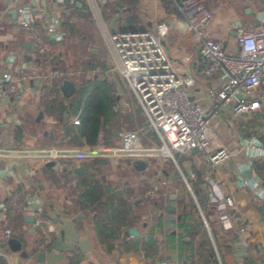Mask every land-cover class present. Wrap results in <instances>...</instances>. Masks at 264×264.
I'll return each instance as SVG.
<instances>
[{
	"label": "crops",
	"instance_id": "obj_1",
	"mask_svg": "<svg viewBox=\"0 0 264 264\" xmlns=\"http://www.w3.org/2000/svg\"><path fill=\"white\" fill-rule=\"evenodd\" d=\"M17 1L19 0H0V74L5 70L17 71L27 64V57L30 58L28 61L31 60L30 66H36L45 74L58 69L64 60L65 53H62L61 50L63 49L62 43L66 39L62 43L55 41V44H52L54 40L47 38L49 47L42 48V42L37 45L33 38V32L17 28V20L14 21L9 14L10 11L15 10L14 4ZM82 1L88 5V10L83 8V10H78L85 14H91L89 19L96 18L95 6L99 7L101 18L98 17V19L103 24V34L104 28L110 32L114 29H124L118 25L109 28L104 19V9L109 8L107 10L109 12L112 6L117 5L114 8V13L118 17L130 16L139 20L138 22L141 24L139 23L138 27H141V30L154 31L159 23L168 26L169 35L164 40V46L168 57L180 72L195 75L199 68L206 65L198 54L197 47L190 42V35L187 31L188 23L176 7L178 0H76V4L83 5ZM23 4L29 5L33 11H37L34 13L40 20L41 11L38 10L46 9L47 14L61 21L60 29L65 33L66 31L63 29L65 17H70L68 21H71L72 24L74 22L73 27L76 26V28L85 21L74 18L73 12L67 10L65 4L59 3L58 0H23ZM208 7L212 14V20L208 25L207 35L222 41L230 56H236L239 53L235 37L239 28L264 29V17L262 21L258 19V15L264 13V0H211ZM112 11L113 9L110 12ZM238 23H241L242 26L238 27ZM37 24L40 25L39 22ZM37 29L40 33L42 26L39 28L37 25ZM22 32L27 36L24 37ZM104 37L111 61H104L103 66L104 64L108 68L111 66V69L112 65L116 64V58L105 34ZM43 39L46 38H42V41ZM28 42L32 44L31 50H27L25 47ZM51 46H58V53L53 52ZM12 54L17 56L14 63H11L9 59V55ZM62 70L67 69L63 68ZM95 72L92 76L85 74L83 79L76 73L72 82L74 84L77 81L84 83L93 77L109 81ZM114 77L115 79L110 78L108 84L118 98L116 107H119L120 113H132L134 107L131 105L129 93L117 94L120 92L119 88L123 90L125 86L127 91L128 87L119 75L114 74ZM110 82L118 83L116 90ZM204 82L199 79L195 85L189 86L190 92L196 99L202 98V95L199 94L201 84L208 88L211 85H216L218 80L209 84ZM53 94L48 83L42 79L27 85L22 111L16 110L10 103L0 98V125L8 126L7 129H0V148L35 152L50 147L57 141H60L63 146L78 147V145L69 144L73 138V136L69 137V134L71 135L77 129L72 126L75 114L63 113L58 119L51 116L46 108L52 102ZM32 101L37 103L33 105L34 107ZM233 109L234 104L222 113L216 124L219 133L217 145L228 147L233 154L232 160L216 173L211 175L208 173L202 157L198 161L195 159L193 164H188L186 173L182 169L177 174L169 173L168 170L163 169L162 165H157L156 170L152 171L154 176L150 179V181L153 180L151 181L150 194L153 193V196H157L161 186L167 184V188L170 187L172 190L168 193L169 197H174L162 208L159 207L157 201L151 204L137 197L140 185L145 180L144 175L147 169L139 171L136 169V164L131 168L137 174L138 179L130 182L123 179L125 175L122 173L123 170L113 167L104 160L87 162L81 166L76 165L73 170H69L72 171L69 174L47 169L39 160L29 158L24 160L0 159V168L7 166L12 169V172H8L6 179L0 178V205L5 206V211H0V256L4 257L8 264H195L194 258L191 257L187 248L190 238L186 235L184 228L180 227L183 215L186 213L189 215L190 225L200 222L203 224V227L196 225V228L199 227V229L195 240L201 241V237L204 236V242L209 241L212 249L213 241L221 254V261L222 257L225 259L223 264H264V255L257 254L253 249L249 253L236 252L238 245L242 243V240L245 241L246 237L238 232L237 227L230 231L222 230L218 223L219 213L215 207L209 203L206 205L200 203L203 199L208 201L209 197L206 178L211 176L217 181H221L224 177L232 176L233 182L230 185L234 186L236 181L235 166L248 161L243 148L245 140L263 139L264 98L263 109L252 114L249 119L234 115ZM30 113L34 115V124H32L34 129L24 127L23 115L27 116L26 114ZM40 113H43L42 119H39ZM38 120L40 122H37ZM45 124L47 129L44 127ZM144 124L146 125L145 118ZM66 127L70 128L68 133H66ZM147 132L143 143L157 142L153 132L150 130ZM85 145L87 144L83 141V145L80 147ZM197 156L192 155L188 158ZM150 163L152 162L147 163V168ZM257 163L261 166L264 165V162ZM253 168L255 174L262 180L264 187V172H258L254 163ZM77 170L80 172H75ZM192 172L196 173V179L189 181L192 187V191L189 190V195L194 203L189 202L187 194L176 188V184L181 183L182 180L186 184L185 179H188ZM95 185L103 190L105 197L102 202L105 205H93L85 208L83 205L88 203L81 200L79 192L86 191ZM168 194L164 196L161 193L159 195L162 198H167ZM111 196H121L131 205L132 218H136L132 221V226L129 229L136 228L138 230L141 235L140 242L125 237V233L129 229L117 232L115 228L113 229V225L111 226L107 221L109 218L107 213L111 212L107 210L108 204L105 202V198ZM236 198L243 211L248 212L254 220L257 230L264 234V200L261 203L256 202L248 190H237ZM174 203L181 204L179 211L174 207ZM147 208H151L152 214L149 215L145 212ZM26 217L34 218L35 224L27 223ZM41 218L47 222L41 226L36 225L38 219ZM204 221L210 225V233L205 231ZM7 230L12 231V238H17L23 243V250L29 254L27 259L6 247L4 240ZM148 240L152 242V247L156 250L150 257L152 262L147 259L143 251L129 250L135 244L142 246ZM42 254H45L44 262L39 261ZM217 261L219 262L215 258L206 264H217ZM199 264H203L201 258H199Z\"/></svg>",
	"mask_w": 264,
	"mask_h": 264
},
{
	"label": "built area",
	"instance_id": "obj_2",
	"mask_svg": "<svg viewBox=\"0 0 264 264\" xmlns=\"http://www.w3.org/2000/svg\"><path fill=\"white\" fill-rule=\"evenodd\" d=\"M65 4V0H58ZM211 0H178L176 7L188 23L187 31L190 42L197 47L198 54L206 65L199 68L195 75L180 72L167 55L164 40L169 35V28L159 23L154 31L136 29H114L110 32L104 28V34L114 52L116 64L110 72L117 73L135 95L141 107L146 126L136 131H120L110 137L100 134L95 146H63L60 141L45 149L35 152L0 148V159L24 160L34 159L44 166L54 163L60 169L73 170L76 165L104 160L113 167L127 169L137 162L161 161L162 164L171 160L181 172L179 157L192 156L193 150L202 155L203 163L211 175L232 160V151L225 146H218L219 133L216 127L222 113L234 104V115L260 112L264 98V29L236 31V43L239 53L236 56L227 54L224 43L207 35V28L212 20L208 4ZM248 1V0H245ZM82 9V5H75ZM17 11L16 27L33 32V38L40 45L42 38L62 43L66 33L60 29L61 21L56 17H46V9L41 8V20L37 19L31 6L19 0L14 4ZM100 17V9L95 6ZM40 23L39 33L36 24ZM11 63L16 62V55H9ZM31 60L17 71L5 70L0 74V98L10 103L16 110L22 111V102L27 94V85L44 79L50 91L60 99H65L63 84L74 79L76 73L69 70L54 69L45 74L36 66H30ZM43 73V74H42ZM199 79L209 84L218 83L206 88L199 87L202 98L196 99L189 86L195 85ZM73 83V82H72ZM74 84V83H73ZM83 82H75V87L83 86ZM241 97V99H240ZM194 99L193 101L191 99ZM123 99V98H122ZM124 101V99H123ZM64 104H67L65 101ZM126 105V104H125ZM116 111L119 107L115 108ZM82 109L73 116L72 126L81 125ZM150 130L157 138L158 144H144V132ZM244 151L247 163L235 166L236 181L230 185L232 176L217 181L213 177L206 178L208 203L219 213V227L230 231L237 227L238 232L246 237L242 240L245 249H253L257 254L264 255V234L256 228L254 220L243 211L236 198L237 190H248L256 202H263L264 187L262 180L254 172V162H264V129L263 139L245 140ZM7 167V166H6ZM8 172L12 169L6 168ZM251 172L250 178L243 175ZM183 175V174H182ZM184 176V175H183ZM196 179L191 173L185 179L187 187L192 191L189 181ZM222 185V186H221ZM85 191L79 192L80 195ZM153 195V193H152ZM177 209V204L174 203ZM0 211L5 206L0 205ZM38 219L36 225L46 223ZM205 230L210 233V225L204 221ZM11 230L5 234V245L12 238ZM47 236V235H46ZM48 243V239L46 238ZM196 239L194 262L199 264ZM215 258L221 261V254L215 243ZM251 252V251H250Z\"/></svg>",
	"mask_w": 264,
	"mask_h": 264
},
{
	"label": "trees",
	"instance_id": "obj_3",
	"mask_svg": "<svg viewBox=\"0 0 264 264\" xmlns=\"http://www.w3.org/2000/svg\"><path fill=\"white\" fill-rule=\"evenodd\" d=\"M76 3V0H66L65 6L67 10L73 12L72 14L74 18L88 20L91 14H85L82 11L76 9ZM82 4V8L88 10V5L84 1H82ZM112 7L110 8V11L113 9L112 12H107L109 8L104 9V19L109 28H113L115 25H118L124 29H142L141 27H138L139 23L141 24V22H138L139 20L130 16L118 17L116 13H114V8L117 7V5H114L113 8ZM69 18L70 17H65L63 25L67 24V31H69L70 34L75 35L77 28L76 26L73 27L74 22L72 24L71 21H68ZM37 25L38 24H36V26ZM88 66L96 68L95 64H88ZM117 99V96L114 94L107 81L93 77L91 80L84 82L83 86L75 87L74 94L68 99V103L64 104L62 102L65 107L62 103H60V106L62 107L60 111H55V104L53 102L47 105L46 108L51 116H54L58 119L61 118V114L63 113H72L73 111L74 113H78V111L82 109L81 125L77 127V129L74 130L71 135L69 134V137L73 136V138L70 140V143L80 146L83 145V141H85L88 146H95L98 142V137L100 134L110 137L117 133L116 128H120L123 123L121 118H125V121H128L130 129L128 131L140 130L146 126L142 119H139V117L135 118L136 121L133 120V113L122 114L119 111H116L115 108L117 105ZM138 111L142 113L140 108ZM147 134L148 132L145 131L144 135L147 136ZM145 136L143 139H145ZM155 143L158 144V141ZM254 166L258 172H264V165L261 166L257 162H254ZM104 197L105 194L103 193V190L97 185L86 189V191L80 196L82 201L88 203L87 205H83L85 208L87 206L91 207L93 205H105V203L102 202ZM105 202L108 204L107 210H110L111 212L107 213L109 217L107 218V221L111 224V226L113 225V229L115 228L117 232L122 230L127 231L130 226H132V221L136 218H132L131 205L121 196L107 197L105 198ZM200 203L206 205L208 201L207 199H203L200 201ZM194 209H197V207H194ZM188 220L189 215L185 213L183 215L182 222L180 223V227L184 228L186 235L190 238V243L187 245V248L189 249L191 257L194 258L195 238L197 237V231L199 227H203V224L201 222L196 224L199 226L196 228V225H190L191 223H189ZM197 244L198 257L201 258L203 264H206L208 261H212L213 259L215 260V252L210 246L209 241H199ZM152 246V242L148 240V242L144 243L142 246L135 244L134 247L130 248L129 250L135 252L143 251L147 259L152 262V258L150 257L156 252ZM0 264H8V262L4 257L0 256Z\"/></svg>",
	"mask_w": 264,
	"mask_h": 264
},
{
	"label": "rangeland",
	"instance_id": "obj_4",
	"mask_svg": "<svg viewBox=\"0 0 264 264\" xmlns=\"http://www.w3.org/2000/svg\"><path fill=\"white\" fill-rule=\"evenodd\" d=\"M96 18L93 17L92 19L85 20L81 24H79L77 27L75 35H72L69 33V31H67V26H68L67 24L63 25V29L66 31L67 36H66L65 42L62 43L63 49L61 50V52L65 53V56L63 58L64 60H63L62 64H60L58 66V69L62 70L63 68H65L69 71H72L74 73L79 74V77H81L82 79L85 77L84 76L85 74L92 76L93 73L96 71L95 73L99 74L100 77H102L103 79L106 78L107 80L110 81V78L115 79L114 74H112L110 72V70L112 68L110 69L111 66H109V68L107 66L105 67V64L103 66V62L107 61V60L111 61V57H110L108 45L104 39L105 37L103 34V24L101 23L100 19H98V16H96ZM38 27L41 28V26L39 24H38ZM22 33H23L24 37L27 36L26 33H24V32H22ZM29 33L31 35V32H29ZM49 45H50L49 40L47 38L43 39L42 48H44L45 46L49 47ZM51 47H52L53 52L58 53V50H59L58 46H51ZM91 63L96 65L95 69L90 68L88 66V64H91ZM112 67H113V65H112ZM98 68H99V72H98ZM115 74L117 75V73H115ZM110 83L113 85L114 90H116L115 88H116V85L118 83L117 82H110ZM117 88H119V87H117ZM119 91L120 92H117V94L118 93L127 94V92L129 93L131 105L134 107V110L132 112L133 113L132 115L134 117L133 120L136 121L135 118L139 117V119H142V121L144 123L143 115L140 111H138V108H141V107L139 106V103L136 100L133 91L129 88L126 91L125 86H124L123 90L121 88H119ZM52 97H53L52 102L55 104V111L58 112L62 109V107L60 106V103L65 102L67 98L65 97V99H60L55 94H53ZM35 104H37V103L35 101H32V106ZM63 106L65 107L64 104H63ZM136 107H138V108H136ZM74 114H76V113H74V111H73L72 115H74ZM122 114H124V113H122ZM26 115L27 116L23 115L24 116V119H23L24 127H26L27 129L30 127L34 129V125H32V124H34L33 123L34 115L31 113L29 115L28 114H26ZM44 120H45V116H44ZM121 121L123 123H122L120 128H116V130H117L116 132L130 130L128 121H125V118H121ZM44 127L47 129L46 124ZM40 132L42 133V130ZM69 144H71V143H69ZM201 157H202V155L198 154V156L196 158L195 157H193V158L186 157L184 160L178 159V162H179V165H180L182 171L184 173H186L187 165L193 164L195 159L198 161ZM157 165H162L163 169L168 170L169 173H175V174L180 173L178 167L171 160H169L168 162H166L164 164H162L161 161H155V163H153V162L150 163L149 168H147V172L144 175L145 180L140 185V192L138 193L137 197L141 198L144 202L151 203V204H153L154 201H157L159 207L162 208V207H164V205H167L168 203H170L169 201H171V198L173 199L174 197L173 196L169 197L168 193L172 190L170 187L167 188V186H166L167 184L165 186H161L160 193H159V194L162 193V195L164 194V196L168 194L167 198L166 197L162 198L161 195H159V194L157 196H153L152 194H150L149 191L151 190L150 189V186L152 184L151 181H153V180L150 181V179L154 176V172H152V171L156 170ZM122 173L125 174L123 179H125L126 181H130V182L136 181L137 174L134 171H132V168L123 169ZM176 188H178V190L182 191L184 194H187L188 201L191 203H194V201L191 200V196L189 195L190 194L189 188L187 187V184H185L183 180L181 183L176 184ZM191 189H192V187H191ZM150 207H152V206H150ZM180 207H181V204H178L177 205L178 211H179ZM145 212H147L149 215L152 214L151 208H147V210H145ZM202 240L204 241V236L201 237V241ZM223 260H225L224 257H222V263H223ZM217 264H219L218 261H217Z\"/></svg>",
	"mask_w": 264,
	"mask_h": 264
},
{
	"label": "water",
	"instance_id": "obj_5",
	"mask_svg": "<svg viewBox=\"0 0 264 264\" xmlns=\"http://www.w3.org/2000/svg\"><path fill=\"white\" fill-rule=\"evenodd\" d=\"M8 5H9V3H8ZM34 12L36 13L37 11H34ZM248 12H250V10H248ZM9 14L12 16L14 21L17 20V11L16 10L10 11ZM46 17H50V15L48 14ZM263 17H264V13H260L258 15V19L260 21H262ZM241 26H242L241 23H238V27H241ZM52 44H55V41H52ZM25 47L27 50H31L32 44L30 42H28V43H26ZM29 59L30 58L27 57V60H29ZM74 91H75V85L70 81H65L63 84V93H64L65 97L67 99L71 98L74 94ZM240 99H241V97H240ZM191 100L193 101L194 99L192 98ZM241 117L244 119H249L251 116L249 114L243 113V114H241ZM42 118H43V113H40L39 119H42ZM37 122H40V121L38 120ZM2 128L7 129L8 126L7 125H0V129H2ZM69 129H70L69 127H66V133L69 132ZM192 154L194 156H197L198 151L195 149V150H193ZM175 157L177 159L184 160V157H179L178 154H176ZM45 167L50 168L56 172L69 173V174L72 173V171L60 169L59 166L57 164H54V163H48ZM147 167H148V164L145 162H137L136 163V169L139 171H144L145 169H147ZM6 168H7L6 166H3L0 168V178L1 179H6V177L8 175V171ZM75 172L79 173L80 170H77ZM251 176H252L251 172H247L243 175L244 178H250ZM180 218H182V217H180ZM25 220L30 225L35 224V219L32 217H26ZM125 237H130V238L134 239L136 242H140V240H141V235L136 228L129 229L125 233ZM7 245H8L9 250L12 251L13 253H20V257L25 258V259H27L29 257V254L23 250V243L20 240H18L17 238H10L7 242ZM250 251H251V249L250 248L245 249L243 247L242 243H240L238 245V248L236 249V252H238V253H245V252L249 253ZM44 257H45V254L40 255L39 261L44 262Z\"/></svg>",
	"mask_w": 264,
	"mask_h": 264
}]
</instances>
